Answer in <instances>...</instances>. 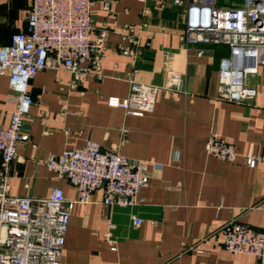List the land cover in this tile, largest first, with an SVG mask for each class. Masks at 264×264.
Listing matches in <instances>:
<instances>
[{
	"label": "crops",
	"instance_id": "0c3cea01",
	"mask_svg": "<svg viewBox=\"0 0 264 264\" xmlns=\"http://www.w3.org/2000/svg\"><path fill=\"white\" fill-rule=\"evenodd\" d=\"M175 1L93 0V37L108 30L97 71L74 84L64 69L44 70L30 83V139L18 144L9 193L42 200L61 188L77 202L62 264H258L254 256L229 253L220 241L232 220L264 228V67L247 80L257 90L255 100H218L219 63L229 49L186 42L193 0ZM242 3L217 1L221 7ZM30 6L31 0H0L1 46L26 28ZM124 48L137 57L125 55ZM167 60L183 86L179 92L161 90L152 114L136 117L109 106L110 98L128 97L130 80L162 86ZM14 97L9 76H0L1 127L10 124ZM214 131L236 148L234 163L206 154ZM89 138L103 150L150 163L149 184L135 207L106 206L101 191L90 204L78 203L77 190L38 163L82 148ZM247 158L258 159L255 168ZM135 218L143 224L135 227Z\"/></svg>",
	"mask_w": 264,
	"mask_h": 264
},
{
	"label": "built area",
	"instance_id": "2783aa9c",
	"mask_svg": "<svg viewBox=\"0 0 264 264\" xmlns=\"http://www.w3.org/2000/svg\"><path fill=\"white\" fill-rule=\"evenodd\" d=\"M109 6L106 2L105 8ZM92 7L93 0H31L26 28L13 35L11 44L0 45V76H9L15 94L10 124L0 126V264H62L77 202L68 200L61 188L53 189L42 200L11 196L10 168L18 158V144L30 139L31 81L44 70L64 69L76 84L97 71L108 30L93 37ZM184 40L228 47L229 55L219 63L218 100L238 104L255 100L257 90L249 87L247 80L264 67V0H243L235 7H220L217 0H193L187 11ZM123 53L137 57L131 48H124ZM198 54L202 56L203 51ZM182 86L181 74L167 60L162 86L130 80L128 97L110 98L108 104L128 115L144 117L155 111L161 90L179 92ZM205 152L231 163L238 157L236 148L216 131L206 142ZM257 161L247 158L246 163L255 168ZM38 163L65 178L77 190L78 203L85 205L101 191L104 205L133 208L150 181L149 162L131 161L115 150H103L91 138L82 148L49 155ZM143 222L135 218L133 225ZM220 244L235 256H254L258 264H264V228L257 230L232 220L222 228Z\"/></svg>",
	"mask_w": 264,
	"mask_h": 264
},
{
	"label": "trees",
	"instance_id": "16d2710c",
	"mask_svg": "<svg viewBox=\"0 0 264 264\" xmlns=\"http://www.w3.org/2000/svg\"><path fill=\"white\" fill-rule=\"evenodd\" d=\"M219 6V5H218ZM221 7V6H220Z\"/></svg>",
	"mask_w": 264,
	"mask_h": 264
},
{
	"label": "rangeland",
	"instance_id": "374dc122",
	"mask_svg": "<svg viewBox=\"0 0 264 264\" xmlns=\"http://www.w3.org/2000/svg\"><path fill=\"white\" fill-rule=\"evenodd\" d=\"M218 1V0H217Z\"/></svg>",
	"mask_w": 264,
	"mask_h": 264
}]
</instances>
